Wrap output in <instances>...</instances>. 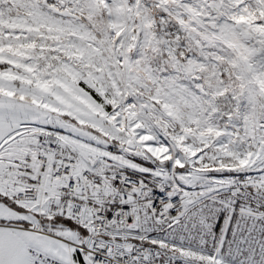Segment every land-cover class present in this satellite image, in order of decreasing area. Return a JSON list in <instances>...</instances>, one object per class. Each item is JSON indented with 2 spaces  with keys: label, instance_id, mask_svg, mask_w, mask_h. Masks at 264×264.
<instances>
[{
  "label": "snow or ice",
  "instance_id": "6c2138e0",
  "mask_svg": "<svg viewBox=\"0 0 264 264\" xmlns=\"http://www.w3.org/2000/svg\"><path fill=\"white\" fill-rule=\"evenodd\" d=\"M257 231L264 264V0H0V264H250Z\"/></svg>",
  "mask_w": 264,
  "mask_h": 264
},
{
  "label": "rangeland",
  "instance_id": "374dc122",
  "mask_svg": "<svg viewBox=\"0 0 264 264\" xmlns=\"http://www.w3.org/2000/svg\"><path fill=\"white\" fill-rule=\"evenodd\" d=\"M261 234L259 231L255 232L250 238V244L243 245L245 248V256L250 257L252 253L255 254V260L250 261V264H259L262 257V250L260 248ZM240 259H245L241 257Z\"/></svg>",
  "mask_w": 264,
  "mask_h": 264
}]
</instances>
